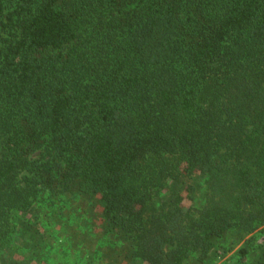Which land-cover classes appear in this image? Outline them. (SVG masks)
<instances>
[{
  "label": "trees",
  "instance_id": "1",
  "mask_svg": "<svg viewBox=\"0 0 264 264\" xmlns=\"http://www.w3.org/2000/svg\"><path fill=\"white\" fill-rule=\"evenodd\" d=\"M231 236L264 264V0H0V264H215Z\"/></svg>",
  "mask_w": 264,
  "mask_h": 264
},
{
  "label": "rangeland",
  "instance_id": "2",
  "mask_svg": "<svg viewBox=\"0 0 264 264\" xmlns=\"http://www.w3.org/2000/svg\"><path fill=\"white\" fill-rule=\"evenodd\" d=\"M199 195V194H198ZM197 195V196H198ZM78 208V207H77ZM76 211V210H74ZM100 215H96L92 222H93V232L95 233V239L93 242L94 243V247H97V243L101 240H103V236H104V226L103 223L99 217ZM57 223V222H56ZM87 224V223H86ZM88 228V226H87ZM54 236V235H53ZM248 238V237H247ZM246 238V239H247ZM233 237L231 236L227 241H225L222 244V248L220 249L219 254H222L223 256H219L215 262V264H237V250L242 247L244 244V242L242 241L239 244H234L231 245ZM51 243L53 244L52 246H54V248L56 247L55 251H59L60 250V246L62 244H64V240L62 238L58 239V238H51ZM225 250H229L226 254H224ZM69 260V259H68ZM68 262V261H66ZM69 262H71V264H76L75 263V259L74 257H71V259L69 260ZM107 262V261H106ZM67 264V263H66ZM96 264V263H95Z\"/></svg>",
  "mask_w": 264,
  "mask_h": 264
}]
</instances>
